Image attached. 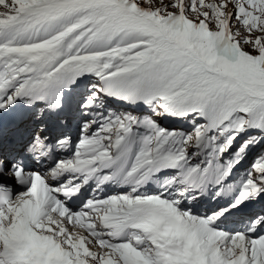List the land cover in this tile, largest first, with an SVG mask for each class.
Here are the masks:
<instances>
[{
    "label": "snow or ice",
    "instance_id": "obj_1",
    "mask_svg": "<svg viewBox=\"0 0 264 264\" xmlns=\"http://www.w3.org/2000/svg\"><path fill=\"white\" fill-rule=\"evenodd\" d=\"M0 264H264V0H0Z\"/></svg>",
    "mask_w": 264,
    "mask_h": 264
}]
</instances>
